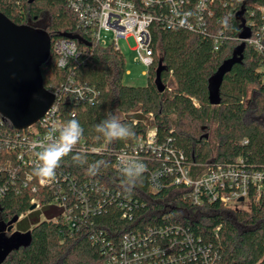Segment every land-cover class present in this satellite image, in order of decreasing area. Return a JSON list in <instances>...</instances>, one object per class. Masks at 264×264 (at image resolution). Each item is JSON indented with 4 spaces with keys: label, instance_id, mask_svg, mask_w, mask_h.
Listing matches in <instances>:
<instances>
[{
    "label": "trees",
    "instance_id": "1",
    "mask_svg": "<svg viewBox=\"0 0 264 264\" xmlns=\"http://www.w3.org/2000/svg\"><path fill=\"white\" fill-rule=\"evenodd\" d=\"M198 1L190 0L186 6L193 21L199 11L201 20L193 29L169 25L168 6H153L159 15L150 24L154 60L147 70V84L138 86L123 82L126 61L121 49L96 44L81 34L67 0H0V11L17 24L50 15L44 26H35L51 36L50 57L41 67L44 86L55 93L72 80L85 95L69 89L56 100L59 128L75 118L84 133L77 151L64 158L51 183H39L32 174L36 166L19 158L20 148L0 150V184L5 186L0 195V227L5 226V237L11 239L8 226L17 218L14 225L29 235L26 243L2 256L0 264H107L125 233L177 223L214 246L219 253L215 264H264V180L260 194L250 188V208L238 209L206 195L201 204L195 203L189 188L175 183L168 170L155 188L151 170L170 167L173 157L148 163L131 190L115 166L117 153L135 150L140 138L155 128L163 155L170 149L178 156L183 152V164L194 179L239 159L243 168L264 170V48L246 42L242 61L224 76L220 103L209 100L210 78L242 42L238 13L253 31L262 22L264 0H206L200 9ZM175 17L178 22L182 16ZM60 38L75 40L79 49L65 67L58 65L54 52ZM160 64L164 91L155 83ZM108 113L130 126L134 135L107 142L95 126ZM6 128L17 131L0 114V131ZM33 128L41 132L47 127L38 122ZM77 152L86 163L73 161ZM98 162L103 163L94 175L89 174V166ZM41 212L46 218L41 219Z\"/></svg>",
    "mask_w": 264,
    "mask_h": 264
},
{
    "label": "built area",
    "instance_id": "2",
    "mask_svg": "<svg viewBox=\"0 0 264 264\" xmlns=\"http://www.w3.org/2000/svg\"><path fill=\"white\" fill-rule=\"evenodd\" d=\"M190 0H67L69 7L77 15L78 28L81 34H87L100 45L114 44L118 49L119 41L133 37L136 60L148 67L154 60V49L152 47V36L150 24L159 17L155 5L166 4L170 15L165 19L169 25H185L191 29L200 23L198 18L191 19L192 12L187 3ZM206 0L198 1V9L205 5ZM262 22L256 28L251 29V36L246 42L252 44L256 49L264 48V8L261 9ZM181 14V20L177 22L175 16ZM158 15V16H157ZM248 26L251 25L248 24ZM112 34L107 39L102 34ZM217 48V46H216ZM54 52L57 54V63L61 67L68 64V58L79 54L78 45L75 40L60 38L54 43ZM72 89L78 96L85 97L83 87L73 86L71 83L63 86L55 94L52 106L43 114L38 121L45 131L38 132L33 128L38 122L17 131H9L8 128L0 131V150L5 147L9 150L19 149V158L24 164L38 166L40 161L38 153L42 150L45 137L52 126L59 129L60 121L55 118L58 111L56 103L61 92ZM87 98V97H86ZM16 129V128H15ZM29 130V132H26ZM156 129L148 131L145 139L140 138L138 146L132 151H122L116 154L115 166L118 170L128 162H141L147 169L148 163L164 157L171 159L170 167H156L151 170V180L155 188H159V179L162 173H174L175 183H183L189 188V195L197 204L203 201V195L210 200H220L226 205L231 203H245L251 187H255L258 194L262 192L264 170L247 169L236 164H219L201 173L196 179L190 176L188 165L183 164L184 154L170 149L163 155V149L157 145L155 135ZM59 133L57 132V135ZM95 152L100 148L92 149ZM31 176H28L30 179ZM40 183V182H39ZM41 184V183H40ZM27 185V181H25ZM44 185V184H41ZM35 190L36 187L34 186ZM5 193V186L0 184V195ZM32 202H35L33 199ZM234 204V205H235ZM37 207L40 205L37 204ZM219 253L212 244L203 242L201 236L195 235L188 226L182 224H167L148 226L143 230L137 229L123 235L120 249L115 250L107 257V264H215Z\"/></svg>",
    "mask_w": 264,
    "mask_h": 264
},
{
    "label": "water",
    "instance_id": "3",
    "mask_svg": "<svg viewBox=\"0 0 264 264\" xmlns=\"http://www.w3.org/2000/svg\"><path fill=\"white\" fill-rule=\"evenodd\" d=\"M241 43L233 55L222 62L209 82V100L211 104L220 103V88L224 76L234 64L242 61L246 39L251 36V28L242 18ZM51 36L42 28L17 24L0 11V114L7 118L16 129L26 128L40 120L55 101V94L43 83L41 67L49 60ZM163 65L157 68L155 83L160 91L165 90L161 72ZM35 205L32 206L34 208ZM8 226L12 230L14 222ZM5 226L0 227V260L11 248L29 240L22 239L13 245L14 239L5 237Z\"/></svg>",
    "mask_w": 264,
    "mask_h": 264
},
{
    "label": "clouds",
    "instance_id": "4",
    "mask_svg": "<svg viewBox=\"0 0 264 264\" xmlns=\"http://www.w3.org/2000/svg\"><path fill=\"white\" fill-rule=\"evenodd\" d=\"M95 131L109 143L126 140L134 135L130 126L122 123L111 113H108L106 118L95 126ZM83 133V128L75 118L68 120L59 129L55 126L50 128L45 137V143L42 145V150L38 153L40 163L33 169L32 173L41 184L51 183L55 179L56 170L61 166L64 158L77 151V145L83 137ZM72 159L78 164L86 163L85 156L79 152L73 155ZM101 163L103 162L90 165L89 174L94 175ZM144 171L145 166L141 162L125 164L122 168V174L129 190L142 178Z\"/></svg>",
    "mask_w": 264,
    "mask_h": 264
},
{
    "label": "rangeland",
    "instance_id": "5",
    "mask_svg": "<svg viewBox=\"0 0 264 264\" xmlns=\"http://www.w3.org/2000/svg\"><path fill=\"white\" fill-rule=\"evenodd\" d=\"M50 15L48 13H45L44 17L38 21H33L31 24L34 26H44L46 23L49 22ZM103 37H106L107 39L111 38L112 34L110 33L109 35H106L105 33L102 34ZM119 47L121 51L123 52L125 56V61H126V72L123 77V82L125 84L129 85H138V86H143L147 84V70L148 66L139 62L136 60L135 57V51L133 50L135 46V41L134 38L131 36L127 40H120L119 41ZM231 203L233 207H237L238 209H249L250 208V200L246 199L245 203L242 204H235ZM28 216V214L26 215ZM41 219L46 218L45 214L41 212L40 214ZM30 218V216H28ZM28 237V233L23 231H19L17 227L14 225L12 228L11 232V239H14L13 245L19 243L20 240L25 239Z\"/></svg>",
    "mask_w": 264,
    "mask_h": 264
},
{
    "label": "flooded vegetation",
    "instance_id": "6",
    "mask_svg": "<svg viewBox=\"0 0 264 264\" xmlns=\"http://www.w3.org/2000/svg\"><path fill=\"white\" fill-rule=\"evenodd\" d=\"M32 22H33V21H29V22H28V25H31V26L35 27L34 25L31 24Z\"/></svg>",
    "mask_w": 264,
    "mask_h": 264
}]
</instances>
